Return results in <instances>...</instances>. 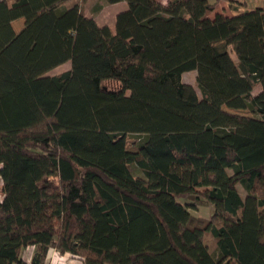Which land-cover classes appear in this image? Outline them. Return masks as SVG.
Here are the masks:
<instances>
[{
    "label": "trees",
    "instance_id": "1",
    "mask_svg": "<svg viewBox=\"0 0 264 264\" xmlns=\"http://www.w3.org/2000/svg\"><path fill=\"white\" fill-rule=\"evenodd\" d=\"M68 1L0 0V264H264V6Z\"/></svg>",
    "mask_w": 264,
    "mask_h": 264
},
{
    "label": "rangeland",
    "instance_id": "2",
    "mask_svg": "<svg viewBox=\"0 0 264 264\" xmlns=\"http://www.w3.org/2000/svg\"><path fill=\"white\" fill-rule=\"evenodd\" d=\"M73 1L78 0H69L67 4H72ZM81 1V0H80ZM162 2H167V0H161ZM216 4L215 12L217 11H223L226 14H233L240 10H245L248 7H256V6H264V0H210ZM82 2V1H81ZM83 9L86 15L88 16H96L97 20L100 24L108 23L111 26H114L115 24V18H116V10H121L120 6H112L107 4L108 2L106 0H84L83 2ZM126 8V7H125ZM215 12L213 14H215ZM17 28L21 27V22H17L16 24ZM70 68V62H66L62 65L57 66L56 68L52 69L48 72L50 75H54L57 73H60L66 69ZM183 78L186 82L193 84L198 90V84H197V71L196 70H190L183 74ZM108 84L116 86L117 83L115 82H108ZM260 88L256 87L253 91V94H257L259 92ZM239 112L251 116H257L256 113H253L250 109H243ZM137 135H130L128 140L129 142H133L137 140ZM241 187V186H240ZM243 192V189L240 188ZM210 206L208 204H200V211L205 216H210V212L213 211L210 210Z\"/></svg>",
    "mask_w": 264,
    "mask_h": 264
},
{
    "label": "crops",
    "instance_id": "3",
    "mask_svg": "<svg viewBox=\"0 0 264 264\" xmlns=\"http://www.w3.org/2000/svg\"><path fill=\"white\" fill-rule=\"evenodd\" d=\"M74 2H76V1H73L72 3H74ZM107 4L112 5V6H120L121 7L120 8L121 10H116V14H118L120 11L127 8V2L126 1H120V2H116V3H107ZM93 17L97 20L96 16H93ZM16 22H21V24L23 23V21L21 19L16 21ZM104 24H106V23H104ZM209 206H210L209 208H211L210 210H212V208H213L212 205H209ZM199 209H200V206L196 210H193L195 215L202 216V217H209V216H205L204 214H202ZM211 213H212V211L210 212L209 215H211ZM210 243H211L212 247L215 248V243L214 242H210ZM35 251H36V245H29V246L24 247L22 249L21 258L25 261V264H33L32 259H33ZM44 264H87V263L84 261L83 258L76 256V255H73L70 252H60L55 248H50L48 251V254L46 256V259L44 261Z\"/></svg>",
    "mask_w": 264,
    "mask_h": 264
}]
</instances>
